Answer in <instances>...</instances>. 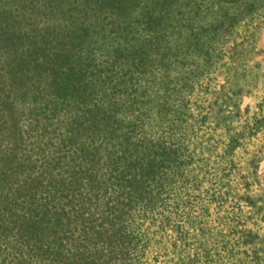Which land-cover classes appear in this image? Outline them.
<instances>
[{
	"label": "trees",
	"instance_id": "obj_1",
	"mask_svg": "<svg viewBox=\"0 0 264 264\" xmlns=\"http://www.w3.org/2000/svg\"><path fill=\"white\" fill-rule=\"evenodd\" d=\"M90 1H72L79 29L39 31L30 51L0 0V264H142L151 233L185 241L187 222L164 214L186 201L185 93L264 4L205 0L185 22L155 0L114 18Z\"/></svg>",
	"mask_w": 264,
	"mask_h": 264
},
{
	"label": "rangeland",
	"instance_id": "obj_2",
	"mask_svg": "<svg viewBox=\"0 0 264 264\" xmlns=\"http://www.w3.org/2000/svg\"><path fill=\"white\" fill-rule=\"evenodd\" d=\"M72 1L10 0L24 50L32 51L28 42L39 31L44 34L63 25L70 32L79 29L80 0ZM137 1L90 2L93 10L114 18ZM155 1L156 14L173 9L185 22L197 17L198 4L205 2ZM5 53L2 47V59ZM199 62V73L194 72L185 93V142L191 152L185 158L187 188L180 195L186 201L175 199L164 212H173L175 222H187L186 239L180 240L170 229L151 233L142 264H184L185 255L202 252L210 259L208 264H264V4L236 24L209 60ZM161 216L155 214L154 219Z\"/></svg>",
	"mask_w": 264,
	"mask_h": 264
}]
</instances>
